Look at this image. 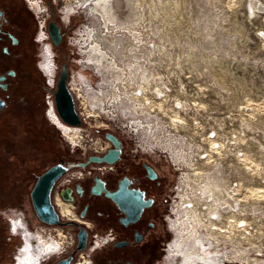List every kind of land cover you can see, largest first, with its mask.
I'll return each instance as SVG.
<instances>
[{"label":"flooded vegetation","instance_id":"1","mask_svg":"<svg viewBox=\"0 0 264 264\" xmlns=\"http://www.w3.org/2000/svg\"><path fill=\"white\" fill-rule=\"evenodd\" d=\"M24 1L0 0V264H13L16 252L19 253V250L17 251L19 238L12 233L7 216L26 215V212L35 214L32 194L39 177L54 165L63 164L71 168L77 167L73 166L76 162L87 161V159H77L75 162L68 163V151L65 144L60 142V137L56 136L55 138L52 135L49 131L50 127L43 120L42 115L46 117L49 124L59 130L64 138L62 128L72 138L78 135V131L66 126L67 124L59 118L55 105L54 111H50V115L49 113L46 115V106L49 107L45 99L46 94L48 92L53 94L56 89V79L59 71L55 70L52 79L53 85L50 86L47 74L52 67L46 65L44 70L41 66L44 70L43 73L39 69L38 26H36V9L38 8L32 0ZM42 8L43 5H40L39 12H42ZM46 14L48 15V13ZM65 15L64 19L67 20L69 16L66 13ZM52 18L54 16L49 20ZM57 18L61 22L63 21V43L67 37V28L72 22L65 24L63 17L56 13ZM39 32L41 33L42 30L39 29ZM42 34L47 35L46 40L53 45L47 32L44 31ZM41 38L40 35L39 39L41 40ZM54 47L53 45L52 49ZM45 49L43 50L44 55ZM80 52L82 53V50ZM82 63L95 70V74L101 80L99 81L100 89L101 86H105L103 76L97 67L93 63L92 65L87 64L89 63L87 58L85 61L82 60ZM66 64L68 65L67 62ZM155 70L158 69L154 68L153 71L156 72ZM41 75L44 76V80L41 79ZM158 86L159 84H156V87ZM78 89L80 90V88ZM90 89L98 92V89H94V87H90ZM81 93L85 98V91ZM149 93L151 92L146 91L145 88L139 89L138 96L146 103L149 102V106L158 112L159 102L150 99ZM148 109L145 108L143 111L147 112ZM133 111L137 112L133 108L129 112ZM155 111L152 112L157 114ZM121 116L124 118L123 114ZM37 117H39V121H37ZM107 130L103 132L104 135L109 132L116 137L119 142L118 148L121 149L120 157H122L128 147L126 139L113 131ZM110 142V149H114V143ZM154 147L150 148L140 144L139 151L149 153L159 162L162 159L163 152ZM143 157L147 158L148 161ZM143 157L126 159L125 166L120 169L119 174H109L105 179L93 177L75 185L78 199L82 197L87 202L86 209L82 211L84 213L83 218L87 219L88 215L93 213L91 215L93 219L87 220L91 221L96 229L102 227L106 218L112 224L108 228H111L114 233V241L110 245L113 252L105 259H93V264H145L142 254L144 247L138 248V246L144 243L147 239V233L151 229L159 228L157 222H155L157 220L156 215L162 217L163 208L160 212L159 209L156 212L155 210L156 207H159L158 189L163 183V177L159 167L154 165L153 160L146 156ZM89 182L91 184L88 185ZM55 185L51 190V200ZM175 193L178 198L179 193ZM98 200L104 203L103 206ZM177 200L174 201V207ZM173 213L174 208L166 215L171 240L165 243L163 249L165 258H163L162 264H187L188 261L185 263L183 256H173L170 250L171 243L174 241L173 229L171 228ZM38 237L45 239L44 235ZM89 238L90 234L87 242ZM188 247L185 244V248Z\"/></svg>","mask_w":264,"mask_h":264},{"label":"bare ground","instance_id":"2","mask_svg":"<svg viewBox=\"0 0 264 264\" xmlns=\"http://www.w3.org/2000/svg\"><path fill=\"white\" fill-rule=\"evenodd\" d=\"M102 1L104 2V4L100 3L99 5V2ZM112 1L118 10V0ZM120 1L123 5V8L125 7L123 9V12L126 11L127 3L134 2L135 5V8H130V11L133 10V12L135 13L134 19H130L128 21L129 23L123 26L118 25L116 23V19L111 16L113 9L111 8V4H109L110 2H108V0H72V5H78L77 8L83 6L86 9L85 11L89 15V19L93 20V23L88 25L86 27L87 29L83 33V44L85 46L84 51L87 55L88 51L90 50L87 56L92 57L93 55H95L96 59H98L99 64L103 66L101 69L102 71L100 72L105 81V86H101V89L97 92L89 91V87L91 86L89 85V81H87L88 79L81 78L80 83L78 84L80 88L79 93L82 94L81 92L85 91V97L87 98L84 99L88 103L89 98L87 94H92L93 97H97L98 100L101 99L100 101H105L106 107H103L104 109H101L99 107V104V106L96 107V103H92L91 106L97 108L99 110L98 112L103 111V113H109V116L111 118L113 117L116 120L118 118L120 122H122L124 125H127V127H130V129L136 135V138L140 140V144H147V147L149 145L150 148L152 147V145L150 144L159 146V150L169 155L170 158L177 164L186 168H194L195 163L193 162V160H191V157L193 156V154H191V148L188 147L187 149H182V147L186 143V141H184V137L178 135L176 137L175 135H172V132L174 131L171 130L173 128L172 126H174L176 132H178L174 124H179L176 123L178 118L173 119L174 114L172 115V119H168L167 116L165 117L163 115L165 118L163 120V116L158 113H153L152 111H155L156 109L149 105H147L146 108H149L152 111L149 109L147 110V112L143 111L141 113L129 111H131V106L134 110L142 109V101L138 96L139 89L145 88L146 91H150L156 96L160 94L161 89L159 88V86L156 87L158 79L156 73L153 71L154 68L159 69V66L163 63H168L172 66V64H174L177 59H182L181 64L184 61L183 59H190L191 63H195L194 59L200 60L199 63H207L210 55H207L208 45L204 41L207 39V43H209L207 38L209 37V41L213 43V39H216L218 37L221 38L224 33H229L227 29L228 23L226 22L227 26L224 25L225 22L222 23V20L225 18L226 14L225 5L222 4L221 0H214V2H208L207 0ZM242 1L243 0H240V3ZM244 1L247 3V0ZM248 1L250 3L253 2V0ZM228 2L234 3L235 0H228ZM251 5L253 6V8H255V4L252 3ZM146 6H150V10L148 12L149 15L143 19L142 8H145ZM219 6H221L222 9ZM259 8L264 9V7L261 6ZM181 9L183 10V14H181ZM118 13L122 15L119 10ZM175 13L183 16L184 19L186 18V23L188 24L190 21L195 22L197 20H202V23L200 22L201 26L197 25V28L200 29V27L206 26V30L203 31L204 34L202 32L203 37H206V39L201 36L203 38V45L200 44L199 41H197L198 38L196 36V38L194 37L193 39L192 34H190V32L187 33V30L184 32L185 34L182 33V37L180 36L181 34L176 35V32H183V30L181 28L182 23L177 25L174 24L175 19L173 16H175ZM178 17L179 16H177L176 19H178ZM141 19L143 20L139 22V26H134L135 23ZM42 22L43 20L41 21V23ZM221 27H223L222 30H220ZM208 29H210V31L212 32L209 33ZM41 30L42 32H44V28H42ZM197 36L200 37V35ZM216 47L217 46L215 45L214 49H216ZM211 48H213V46ZM50 51L51 50H49V48L47 50L45 49V60L43 61L42 66L44 70V66L46 65L52 67L51 70H48L47 74L49 84L51 86L53 85L52 79L54 78L56 68L49 64L51 62L47 59V57H49L48 52ZM196 52L198 53V55ZM160 62L161 64L159 65ZM215 65L216 63H209L207 65L204 64V67L201 68L204 70H210L213 69ZM52 75L53 77H51ZM70 85H73L72 81H70ZM120 89L122 91L118 92L117 90ZM79 93L77 95L82 96ZM48 97L49 99L47 103L51 107L50 111H54L53 98L51 97V95H49ZM170 101L168 100V103ZM184 102L185 101L183 100L181 101L180 99H176L174 101V107L176 108V104H180V107L182 109L185 104ZM160 103L162 105H159ZM160 103H158L157 108L163 109V104L165 103ZM126 106H128V108ZM125 107L127 109H124ZM121 112H123L124 115H127V118H122V116L120 115ZM165 112L167 113V111ZM178 117H180V115ZM50 119L52 120L51 117ZM167 121L169 124H167ZM181 123L182 121H180V124ZM66 126L71 127L76 131L79 130L78 127L69 125ZM62 130L65 138L69 140L70 144H76V139L79 137V132H77L78 135L76 137L72 138L71 135L66 133L65 129L62 128ZM214 165V168L207 169L205 174L201 177L199 176V174H201L202 171L196 170L193 175L187 174L188 177H185L184 181L186 184V189L179 193V202L174 209L173 219H171V228L173 229L174 241L171 243L170 250L173 253V256H183L185 260L184 262L186 263L188 261L187 264H222V259L219 256H217V259L209 258L210 254L212 255L211 248H213V250H218L219 247H215L214 244L211 245L207 242L210 237H213L211 234H209L208 231L199 230L200 227L197 226L199 224L197 208L202 204V199L193 196V193L195 191H199L201 192V194H204V189L210 188L212 189L211 191L213 194H217V196L220 197V194H218V190L223 188V182L220 173L222 168L220 170L221 164L218 162H216ZM212 180H214V184ZM45 240L46 239L44 238H39V244L36 250L37 254L48 255L49 253H53L56 249V245L54 243L52 244L51 242L50 244H48L47 242H45ZM185 244L189 247L185 248ZM24 249L25 245L23 248L19 249V256L24 255ZM243 253H246V255L243 256ZM259 253H261L260 248H250L249 245H232L228 247V252L225 254L226 257H224L223 259H227L231 263L244 262L243 264H264V259L259 258ZM261 256H263V254ZM18 264L27 263L19 261Z\"/></svg>","mask_w":264,"mask_h":264},{"label":"rangeland","instance_id":"3","mask_svg":"<svg viewBox=\"0 0 264 264\" xmlns=\"http://www.w3.org/2000/svg\"><path fill=\"white\" fill-rule=\"evenodd\" d=\"M42 1L43 3L40 2V0H32V2L38 8L36 9V12L38 14V15L36 14L37 21L38 20L41 21L48 15L49 16L47 20H49L51 17L55 16L57 13L59 16L61 15L63 17L62 19L64 20L65 24H70L72 22L71 25H69V27L67 28L66 40L63 41V43H61L57 48L54 47V49H50L51 50L50 52L54 56L53 61H52L51 56L47 57V59L51 63H54L53 67L55 66L57 67L58 65L59 69H61V65L63 64L64 61L68 63L67 65L68 70L73 71V74H74V76L71 78V81L73 84L72 85L73 90L75 91L76 94L80 92L78 89L80 78L88 79L90 83H93V82L97 83V86L94 83L93 85L95 88L100 90L99 81L101 80L95 74V70L90 67L88 68V65H84V63H82V60L85 61V59L87 58V62H89L87 64L92 65L93 63L94 66L97 67L98 71H102L101 69L103 66L99 64L98 59H96L95 55H93L92 56L93 58H92L90 56H87L90 50L88 51L87 55L84 51L85 46L83 44L84 42L83 33L87 29L86 27L90 25L91 23H93L92 22L93 20L89 19V15L85 11L86 9L83 6H81L80 8L78 7L79 8L78 9L77 8L78 5L77 6L72 5V0H49V1L42 0ZM207 1L214 2V0H207ZM221 1H222V4L225 5V11H226L225 18L222 20V23L225 22L224 24L225 26H227L226 22L228 23L227 29L229 33H227L228 35L224 33L226 35L223 34L224 36L222 35L221 38L218 37L216 39H213V43L209 41L210 40L209 37H207L209 43H207L206 37H203V34H204L203 31L206 30V26L200 27V29L197 28V25L201 26L202 20H197L195 22L190 21L188 24L186 23V18L184 19L183 16L178 15L177 13H175V16H173L175 19L174 24L177 25V24L182 23L181 28L183 32L181 31L178 33L176 32V35L181 34L180 36L182 37V33L185 34L184 32L187 30V33L190 32V34H192L193 39L196 36L198 38L197 41H199V43L202 45H203L202 43L203 38L206 39V40L204 39L205 40L204 42H206V44L208 45L207 55H210V58L208 59L207 63H202V62L199 63L200 60H195V59H194L195 63L193 62L191 63L190 59L188 60L183 59L184 61L181 64L182 59L181 60L177 59L179 64L177 62V64H174L172 66L170 65L169 68L167 67L165 68L166 66L165 63L160 65L161 64L160 62L159 69L155 70L157 79L159 80V83L157 82L156 84H159L160 87L162 86L165 89V96L166 97L172 96L174 93H176L175 90L178 89V87H181L185 92L186 98H189L188 103L190 104L191 107H187L186 109L187 111H184V113L179 112L177 109L170 106V102L168 103V99H166V97L164 98L165 100L164 99L159 100L158 98H156V97H159V95L156 96L152 93H149L150 99L155 100L156 102H159V103L160 102L165 103L163 104V109H159L158 112L155 111L156 113L162 116L164 115L165 117L167 116L168 119L169 118L172 119L174 116L173 119L180 118V119H183V121L185 120L184 122H188L189 128L181 129L184 131L180 130L179 132L185 135H188V136L192 135L194 138H191V139L193 142H195V146L197 147V145L199 144L200 153H202L206 148H208L207 142H204L203 140H207L206 136H208L209 131L213 129L220 130L222 128L225 131V135L223 134L220 135V141L226 144V146L228 143L234 142L236 138L237 140L240 139L241 136L239 135V132H242L243 130L264 129V34H262L264 33V14H262L260 17H258L255 20L247 21L248 19H246L244 15L245 6L244 8L242 6V4L247 5V3L244 0L241 3L240 1L234 2V3L228 2V0H221ZM259 1H261L262 3L264 2V0H259ZM49 2L52 4V6H54V9H51V6H49ZM108 2H110L109 4H111L110 6L113 9L111 16L116 19V23L118 25L120 26L127 25L130 19H134L135 13L133 12V10L130 11V8H135L134 2L127 3L126 11L123 12V9L125 7L123 8L121 1L118 0V7H119L118 10L120 11L122 15L118 13L117 7L114 5L112 0H108ZM100 3L104 4L103 1L99 2V5ZM40 5H43L42 12H39ZM66 5L68 6L66 7ZM219 7L222 9L221 6ZM47 8H48V12H47ZM149 10H150V6H146L145 8H142L143 19L149 15L148 13ZM181 11H182L181 14H183L182 9ZM46 13H48V15ZM65 13L69 16L67 20L64 19V16H66ZM177 16H179L178 19H176ZM180 17H182L183 19ZM57 19H58V23L61 24V26H63L62 24L63 21L61 22L59 18ZM143 19L138 20L134 26H139V22H141ZM37 23L38 22H36V26H38ZM191 24L193 25V27L195 26L194 27L195 29L192 27ZM228 27L230 28V30ZM222 29L223 27L220 28V30ZM198 30H201V31H198ZM208 32L211 33L212 31L208 29ZM40 35L42 36L41 40L43 39L44 42H42L43 40L41 41L39 39ZM197 35H200V37ZM71 37L75 38L74 43L71 40ZM46 38H47V35L42 34V32L40 33L38 29L37 31V41H38L37 42V52L39 53V59H40L39 69L42 70L41 71L42 73L44 72V70L42 69L41 67L42 64L40 65V63H43L42 61H44L45 55H44L43 50L45 49L46 46L50 48L53 47V45L49 44ZM231 39H233L234 41ZM228 42L230 43V45ZM215 45L217 46L216 49H214ZM41 46H42V49H41ZM212 46L213 48H211ZM208 49L211 51H209ZM81 50L83 54L80 52ZM209 63H213V64L216 63V65L213 69H210V70L202 69L204 67V64L207 65ZM213 78H214V81H213ZM41 79L44 80L43 75H41ZM222 81L227 83V88L226 87L219 88V86L216 85L217 83L222 84ZM212 86L214 87L216 86V87L214 88ZM89 91H92L90 87H89ZM87 96L89 98L90 105H92V103H96L97 104L95 105L96 107L99 105L101 109H104L103 107H106L105 101H100L101 99L98 100V98L93 97L92 94H87ZM139 99L141 100L140 97ZM141 101H142V107H141L142 109L137 110V112H143L146 106L149 105V102L146 103L144 100H141ZM191 102L197 103V106L196 105L193 106ZM159 105H162V104L160 103ZM126 107L128 108V106ZM126 107L124 109H127ZM130 110H132V106ZM165 111H167V113ZM100 113H101L100 118H98L96 122L97 125H94L96 123H92V126H94L92 127V129L95 130V132L97 133L96 135H99L102 138L103 136H105L103 132H106L107 126L109 125V121L107 119V115L109 116V113L105 112L106 113L105 114L103 113V111H100ZM121 114L124 115L123 112H121L120 115ZM179 115L180 117H178ZM164 116L162 118L163 120L165 119ZM42 117H43L44 122L50 127L49 131L52 133L53 136H55V138L56 136L60 137L59 139L60 142L64 144L69 142V140L61 136L60 132L52 124H49L47 122L46 117L44 115H42ZM124 118H127V115H124ZM37 121H39V117H37ZM116 121L119 122V120H116ZM167 124H169L168 121H167ZM103 129H105V131ZM125 130L126 129H124V131ZM130 136H132V138L134 139V142L137 141L136 135L133 136L130 134ZM243 137L245 139L244 143L246 146V149H243V150L244 151L246 150L247 153L252 155L251 158L255 160L253 164H245V165L254 167L256 163L257 164L260 163V159L257 158L254 154L255 152L254 138L252 136H248V134ZM145 145L147 147V144ZM150 145H152V148L153 146H155V149L157 148H158L157 150L160 149L159 146H156L154 144H150ZM148 147L150 146L148 145ZM163 157H165L166 160H168L169 158L168 155L167 156L163 155ZM143 159L147 160V158L145 157H143ZM67 160H68V163L75 162V160H77L75 155L72 154L70 150H68L67 152ZM226 162L228 161L226 160ZM153 163L155 166L159 167V171L161 172V176L163 177V183L158 189L159 190L158 192L159 193V201H158L159 207H156V210H155L156 212L159 209V212H160L163 208L161 201L164 195L167 194L166 189L174 183L176 175L172 173L170 169V166H171L170 163H167L164 165L157 161H153ZM246 182L250 183L252 181L245 180V182L243 183L244 187L248 188V190H245V193L243 196L248 198L254 192L252 189H250V187L246 184ZM89 184L91 183L89 182L88 185ZM98 202L101 204V206H103L104 203L102 201L98 200ZM178 202H179V199L177 200L176 203ZM86 203H87L86 199H82V197H79L78 211L80 212V214L82 213V211L86 209V206H85ZM176 206L177 204L175 205V207ZM165 212L166 211L163 208L162 213H165ZM92 214L93 213L88 215L87 219L92 220L93 219V217L91 216ZM23 216H24L25 221L29 224L31 229H34L36 224H39V221L37 220L35 214L26 212V215H23ZM173 216L174 215H172V219H173ZM156 217H157V220L155 222H157L159 228L154 229V230L151 229L149 233H147V237H146L147 239H145L144 243H142L141 246H138V248L144 247L142 254L145 259V264H162L163 258H165L164 257L165 253L163 250L165 247V243H168L171 240V234L168 232L167 221L164 220V216L158 217L156 215ZM100 219L103 220L104 218H100ZM109 221L110 220H108L107 218L104 219L102 227H99L97 230H105V228L110 227V225L112 224ZM74 231L76 233L78 229L74 228ZM152 233L154 235H151ZM19 244H20V238H19ZM110 245L102 249L97 248V250L93 252L92 254L93 256L92 259L94 260L95 259L97 260L100 258L105 259L108 256H110L111 253L113 252L112 249L110 248ZM75 247L76 245L70 251V254L73 252ZM245 255L246 253L245 254L243 253V256ZM259 258L264 259V254L263 256H259ZM52 260H56V259H52ZM54 263L55 261H52L49 264H54Z\"/></svg>","mask_w":264,"mask_h":264},{"label":"built area","instance_id":"4","mask_svg":"<svg viewBox=\"0 0 264 264\" xmlns=\"http://www.w3.org/2000/svg\"><path fill=\"white\" fill-rule=\"evenodd\" d=\"M239 1L240 0H236L235 2ZM40 2L43 3L42 0H40ZM252 3L255 4V8L251 5ZM252 3L247 1V5H245L244 15L246 19H248L247 21L255 20L264 14V9L259 8L260 6L264 7V2L253 0ZM67 6L68 5H66V7ZM242 6L244 8L243 4ZM42 20L43 22L41 23ZM42 20L37 21L38 29L44 28V31L47 32V18L45 17ZM74 39V37H71L73 43ZM45 48L46 50L48 49L47 46ZM48 55L51 56L53 61V54L48 52ZM174 64H177V61ZM51 65L53 66L54 63H51ZM165 65L167 68L170 67L168 63H165ZM55 68L59 70L58 65L57 67L55 66ZM72 76H74L73 71L69 70L67 84L74 96L76 110L82 123L79 126H74L79 128V137L76 139V144L71 145L66 141L70 145L65 143L66 149L67 151L70 150V152L80 160H86L90 156H103L110 150L111 142L105 136L101 138L99 135H96L97 133L92 129V127H94L92 123L97 122L101 113L98 112L97 108L85 102L84 97L76 95L70 85ZM157 82L159 83V80H157ZM93 83L89 82V85L94 87ZM94 84L97 86V83ZM216 85L219 86V88H227V83L224 81H222V84L217 83ZM51 88L55 89L56 86L55 88ZM159 88L161 89L159 97H155L159 100L164 99L166 97L165 89L162 86H159ZM175 92L176 93L170 96L171 98H169V96L166 97L169 101L171 100L170 106L175 108L173 105L174 101L180 99L181 101H185L184 107L181 109L180 104H176L177 106L175 109L179 112L186 111L187 107L191 106L188 103L189 99L186 98L184 90L178 87ZM49 95L53 98V94L48 92L45 98L46 103L48 102ZM191 103L193 106H197V103ZM50 110L51 107L46 106V115ZM107 119L109 121L107 129L121 135L128 143L124 155L114 163H90L85 167H71L62 174L54 188L52 203L58 213L59 220L64 223L74 222L83 225L90 234L86 248L78 252L70 264H93L92 254L97 250V246H99L98 249H102L114 241V233L111 228L97 230L91 221L84 219L80 214L78 211V193L75 185L79 182L92 179L93 177L105 179L109 174H119L120 169L124 168L126 159L128 158L146 156L156 161L154 156L149 153L143 152L142 150L139 151L140 140L136 138L137 141L134 142L130 134L133 136H135V134L130 127L121 124L108 115ZM180 121H182L181 124ZM50 123H52V121H50ZM176 123L180 124H174L178 132H176L174 126H172L173 128L171 130H174L172 135L184 137L186 143L182 149L191 148V154H193L191 160L195 163V167L186 168L180 166L174 162L169 155L168 160H166L163 155L166 156L167 154L162 153V159L159 162L163 165L170 163V169L172 173L176 175L174 183L167 188V194H165L161 202L166 211L162 213L164 220H166V215L174 208V201L177 199L175 192L180 193L186 189L184 181L185 177H188L187 174L193 175L196 170L202 171V173L199 174L201 177L205 174L207 169L214 168V164L218 162L221 164L220 170L221 168L222 170L220 173L223 182V188L218 190L220 197H218L217 194H213L210 188L204 189V194H201L199 191L193 193L194 197L202 199V204L197 208L199 219V224L197 226L200 227V231L206 230L213 236L207 241L209 244H214L215 247H219L218 250H213V248H211L212 255L210 254L209 258L217 259V256H219L222 259V264H243L244 262L231 263L229 260L223 259L226 257L225 254L228 252V247L232 245H249L250 248H260V252L264 254V129L243 130L239 132L241 136L240 139L237 140L236 138L234 142L228 143L227 146L220 141V135H225V131L222 128L220 130L213 129L209 131L208 136H206L207 140H203L207 142L208 148L200 153L199 145L196 147L195 142L191 139L194 137L179 132L181 129L189 128L188 122H184L182 119L178 118ZM94 125H97V123ZM124 129L126 130L124 131ZM247 134L254 138V154L260 159V163H256L254 167L245 165L253 164L255 161L251 158L252 155L247 153L246 150H243L246 149L243 136ZM226 160L228 162H226ZM245 180L252 181L250 183L246 182V184L254 192L248 198L243 196L245 190H248V188H245L243 185ZM212 181L214 184V180ZM68 191H70V197L66 198L64 194ZM7 218L12 233L20 238L18 249L23 248L25 245L24 255L19 256L16 252L13 264H18L19 261L26 262L27 264H49L52 261L59 260L70 254V251L77 245V232L75 233L74 231V228H76L75 226L49 225L39 222L34 229H31L29 224L25 221L24 216L21 214L13 216L8 215ZM40 235H44L46 239L45 242L48 244L52 242V244L54 243L56 245V249L53 253H49L48 255L37 254L36 250L39 244L38 236ZM261 253L258 255L261 256Z\"/></svg>","mask_w":264,"mask_h":264},{"label":"water","instance_id":"5","mask_svg":"<svg viewBox=\"0 0 264 264\" xmlns=\"http://www.w3.org/2000/svg\"><path fill=\"white\" fill-rule=\"evenodd\" d=\"M47 33L51 43L58 47L62 43V26L58 23L56 16L47 22ZM69 70L66 62H63L56 79V89L53 91L55 109L60 119L69 126H79L82 120L76 110L75 99L68 87ZM105 137L115 145L103 156H90L85 162H76L73 166L85 167L90 163H114L121 156V149L118 148L119 142L112 133H106ZM69 169V166L57 164L43 173L37 182V186L32 194L35 215L37 219L49 225H72L77 231V245L73 252L66 257L57 260L54 264H70L77 252L83 251L87 246L88 231L80 224L74 222H61L51 200V190L56 181ZM101 181L100 179H97ZM70 191L65 192L66 198L70 197ZM82 216L84 213L82 212Z\"/></svg>","mask_w":264,"mask_h":264},{"label":"trees","instance_id":"6","mask_svg":"<svg viewBox=\"0 0 264 264\" xmlns=\"http://www.w3.org/2000/svg\"><path fill=\"white\" fill-rule=\"evenodd\" d=\"M49 1V0H48ZM49 6H51V9H54V6L49 2ZM56 16V15H55ZM48 21V20H47Z\"/></svg>","mask_w":264,"mask_h":264}]
</instances>
